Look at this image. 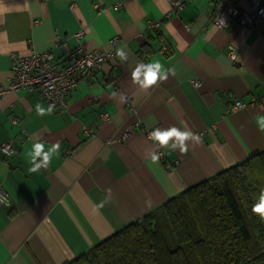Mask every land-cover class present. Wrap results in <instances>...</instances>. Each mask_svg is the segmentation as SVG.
Here are the masks:
<instances>
[{
    "label": "crops",
    "instance_id": "crops-1",
    "mask_svg": "<svg viewBox=\"0 0 264 264\" xmlns=\"http://www.w3.org/2000/svg\"><path fill=\"white\" fill-rule=\"evenodd\" d=\"M184 1L173 10L168 0H0V84L12 77L11 53L50 48L61 63L56 34L73 46L74 33L84 29L81 41L96 49H111L117 36L115 47L126 53L79 81L63 110L50 108L36 89L0 97V143L11 139L17 148L8 159L0 152V183L11 198L0 203V264H63L186 186L264 148V106H232L264 92V20L255 30L235 20L219 28L209 20L216 0ZM150 59L162 62L166 78L142 88L131 72ZM106 72L116 88L104 82ZM37 103L50 111L39 113ZM172 125L200 139H186L181 151L174 138L158 145L146 134ZM125 128L130 135L122 140ZM35 141L60 147L47 167L33 170ZM153 151L162 152L156 162Z\"/></svg>",
    "mask_w": 264,
    "mask_h": 264
},
{
    "label": "trees",
    "instance_id": "trees-1",
    "mask_svg": "<svg viewBox=\"0 0 264 264\" xmlns=\"http://www.w3.org/2000/svg\"><path fill=\"white\" fill-rule=\"evenodd\" d=\"M262 188L264 148L186 186L63 264H264V219L251 211Z\"/></svg>",
    "mask_w": 264,
    "mask_h": 264
},
{
    "label": "built area",
    "instance_id": "built-area-1",
    "mask_svg": "<svg viewBox=\"0 0 264 264\" xmlns=\"http://www.w3.org/2000/svg\"><path fill=\"white\" fill-rule=\"evenodd\" d=\"M173 10L181 9L184 0H168ZM216 0L213 10L209 16L210 22L219 27L226 28L235 20L240 25L246 26L252 30L257 28L259 21L264 20V0ZM121 6V2L114 5L115 9ZM95 7L99 10L102 6L98 3ZM167 16L164 15V17ZM158 18L149 23L150 28L157 27L161 23ZM84 29H78L74 36L78 43L70 46L67 44L65 37L59 34L55 35V46L62 53V62L59 63L52 49H35L31 48L28 53L19 54L11 53V71L12 77L5 84H0V97L7 91H17L20 89H36L45 99L50 108L63 110L67 108V97L69 92L76 84L87 79L92 71L99 70L101 66L111 60L116 55L117 36L113 37L110 42L113 45L111 49H96L88 47L81 38ZM226 53L232 62L236 61L237 52L232 43L227 45ZM104 82L116 88V77L106 72ZM198 85V81H194ZM128 103V101H126ZM246 104H259L264 106V92L257 96H250L248 101L236 99L233 103L234 108L244 107ZM100 119L108 118L106 112H99ZM15 123V119L11 118ZM87 135L92 134V128L86 127ZM151 130H147L149 136ZM130 135V129L125 128L120 132L119 138L125 140ZM17 151L14 142L7 139L0 143V152L3 159H8ZM162 155V152H159ZM0 203L4 205L11 204L9 192L0 183Z\"/></svg>",
    "mask_w": 264,
    "mask_h": 264
},
{
    "label": "clouds",
    "instance_id": "clouds-1",
    "mask_svg": "<svg viewBox=\"0 0 264 264\" xmlns=\"http://www.w3.org/2000/svg\"><path fill=\"white\" fill-rule=\"evenodd\" d=\"M116 54L124 58L126 53L122 48L116 49ZM168 71H171L169 68ZM132 79L137 82L142 88H148L150 85H154L158 80H164L166 78L165 66L159 59H150L149 61H139L134 69L131 72ZM36 109L39 113H44L45 111H50L49 109L44 108L39 103L36 104ZM261 120L264 121V117H261ZM151 140L157 142L158 145H167L169 138H174L172 140V147H180L181 151L187 150V145L185 140L188 138L199 140L200 137L198 134L188 131L186 128L178 130L175 125L169 126L168 128L155 127L149 133ZM60 147L59 141L53 143L50 147L45 149L44 141H35L32 144L31 149V159L32 169L36 170L41 166L47 167L48 163L51 160V156L55 153ZM42 157L39 161L36 160V157ZM160 156L159 152L153 151L150 154V159L153 162L158 161ZM102 206V205H97ZM251 211L258 213L261 219H264V188L260 190L259 196L255 199V202L252 204Z\"/></svg>",
    "mask_w": 264,
    "mask_h": 264
},
{
    "label": "rangeland",
    "instance_id": "rangeland-1",
    "mask_svg": "<svg viewBox=\"0 0 264 264\" xmlns=\"http://www.w3.org/2000/svg\"><path fill=\"white\" fill-rule=\"evenodd\" d=\"M159 220L161 221V222H165V220L163 219V217H162V215L160 214L159 215ZM165 231V235H166V237L168 238V239H170L171 238V233H170V231L169 230H167V229H164Z\"/></svg>",
    "mask_w": 264,
    "mask_h": 264
}]
</instances>
